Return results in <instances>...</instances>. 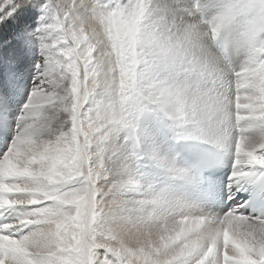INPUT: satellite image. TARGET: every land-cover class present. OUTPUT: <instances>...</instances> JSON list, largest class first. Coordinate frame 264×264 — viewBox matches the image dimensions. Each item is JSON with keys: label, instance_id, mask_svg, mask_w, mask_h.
Segmentation results:
<instances>
[{"label": "clouds", "instance_id": "9594fccd", "mask_svg": "<svg viewBox=\"0 0 264 264\" xmlns=\"http://www.w3.org/2000/svg\"><path fill=\"white\" fill-rule=\"evenodd\" d=\"M55 3L71 8L69 0ZM78 7L56 29L70 42L67 63L55 61L64 70L16 125L0 162V208L25 210L5 226L23 233L9 243L10 264H48L51 252L67 256L62 264H96L100 248L133 254L132 264H169L188 242L210 245L220 236L258 257L247 264H264V222L216 221L183 207L172 185L195 187L196 171L178 154L142 151L137 135L154 118L177 143L212 145L225 161L264 149V0H80ZM5 191L19 198L6 202ZM29 251L31 260H21Z\"/></svg>", "mask_w": 264, "mask_h": 264}, {"label": "snow or ice", "instance_id": "6c2138e0", "mask_svg": "<svg viewBox=\"0 0 264 264\" xmlns=\"http://www.w3.org/2000/svg\"><path fill=\"white\" fill-rule=\"evenodd\" d=\"M30 2V0H26ZM108 0H102V3H107ZM71 8H61L55 0H46L43 5L45 13V20L36 29L40 39V55L41 60L35 65V74L33 77V87L28 92L27 98L24 100L18 116L16 117V125L22 128L24 126V117L29 111L31 104L42 91H50V82L58 72H62L63 67L57 68L55 61H64V53L62 50L70 47V42L65 44L62 42L61 34L56 31L59 21L68 22L73 16L79 14L81 9L78 7L80 0H69ZM15 0H0V12H5L9 5H14ZM14 11V9H13ZM13 11L5 12L4 16H0V23H4L5 18L11 16ZM66 64L67 61H64ZM83 75V73L81 74ZM12 137L7 141L4 149L0 151V162L6 163V153H8L9 145L13 140ZM264 157V149L258 151L251 160H245L243 156L237 157L235 154L231 155L227 161L223 157L219 159L220 163H225L230 167V172L227 176V199L226 203L229 205L222 213H206V215L213 220L218 221L221 217L225 220H230L232 216H245L250 221L264 222V214L253 215L245 212L243 209L247 207V202L232 206V202L241 193L252 192L260 190L264 192V165L256 163V159ZM168 171L175 177L183 176V172L175 167L174 161L167 162ZM5 185L9 183L7 179L4 180ZM5 201L18 199V196L12 195L9 192H4ZM183 207H197L194 204L187 203ZM25 210L21 208H0V264H10L16 259L9 243L14 240H19L23 233L17 228H6V225L15 224L21 217ZM181 244L185 241L181 240ZM259 241L257 240V244ZM179 247V245H177ZM52 259L48 264H62V261L67 259V256L57 255L55 252L47 253ZM119 252L106 250L104 248L98 249L96 253V264H132L133 254H127L126 259L119 258ZM258 257L254 253H241L230 245L226 246L223 242L222 236L213 238L210 245L188 242L183 248H180V254L169 260V264H247V261H255ZM21 260H31V253L28 252L26 257H20Z\"/></svg>", "mask_w": 264, "mask_h": 264}, {"label": "rangeland", "instance_id": "374dc122", "mask_svg": "<svg viewBox=\"0 0 264 264\" xmlns=\"http://www.w3.org/2000/svg\"><path fill=\"white\" fill-rule=\"evenodd\" d=\"M45 2L46 0H30V2L15 0L14 5H9L5 9V12L14 9L13 14L6 17L4 23H0V116L6 118L7 121H12L13 127H15L16 117L21 106L33 87L35 65L41 60L40 39L36 29L45 20L43 11ZM5 12H0V16H4ZM26 20L29 22L30 29L23 32L20 25ZM152 119H146L143 125L145 123L147 127L150 123H157L161 138H164L167 133L173 136V133L166 129L168 126L164 122ZM0 137H2L1 133ZM140 143L142 148L143 143L141 141ZM149 170L150 172L154 171L152 168ZM155 171L151 173H154L159 179L158 175L161 171L157 172L156 169ZM161 173L163 174V172ZM178 185L181 186L177 184L176 187ZM173 189L188 203L195 202L194 205L202 208L201 201L204 199L190 198L189 187H187V191L183 185L181 188L173 187ZM203 210L209 211L207 208H203Z\"/></svg>", "mask_w": 264, "mask_h": 264}, {"label": "bare ground", "instance_id": "6f19581e", "mask_svg": "<svg viewBox=\"0 0 264 264\" xmlns=\"http://www.w3.org/2000/svg\"><path fill=\"white\" fill-rule=\"evenodd\" d=\"M28 23L29 22L27 20L24 23H21L20 25L21 31L27 32L30 29ZM11 122L12 121H7L6 118H3L0 116V133L2 135V137H0V151L4 149L7 141L11 139L12 129H14L13 127L14 124L12 125ZM144 122H146V120ZM166 129H169V128L166 127ZM137 135L139 137V140L143 143L141 150L143 149L146 152H157L159 154L168 153V154L173 155L171 152V148L169 146V141L174 140V138H171L170 136L161 138V133L157 129V123H150L147 127L145 123L144 125L142 123L138 130ZM179 187L181 188L182 186H179ZM201 192L204 193L206 196V199L204 201H201L202 209L207 208L210 212L218 213V214L222 213L226 209L225 207L226 197L224 194V183L215 185L212 183V181H209L206 187L204 188V190H202ZM194 203L191 202V204H194ZM209 206H212L213 208L210 209Z\"/></svg>", "mask_w": 264, "mask_h": 264}]
</instances>
